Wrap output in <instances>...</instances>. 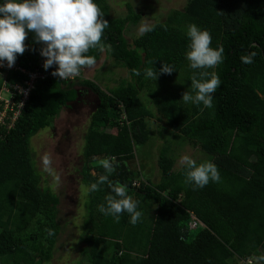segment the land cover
Here are the masks:
<instances>
[{
	"label": "trees",
	"instance_id": "obj_1",
	"mask_svg": "<svg viewBox=\"0 0 264 264\" xmlns=\"http://www.w3.org/2000/svg\"><path fill=\"white\" fill-rule=\"evenodd\" d=\"M95 3L109 24L102 35L104 50L126 70L128 81L104 91L80 79L83 68L73 81L51 75L54 66L42 69L45 78L35 83L17 121L9 126L6 119L0 125V264H46L53 256L60 232L59 200L40 186L30 144L77 100L78 87L92 92L97 101L84 136L82 185L94 183L104 174L101 161L115 157L109 180L126 184V194L139 201L142 211L134 226L124 213L117 223L97 210L110 191L108 185L90 193L86 230L80 237L83 262L78 264H235L250 258L258 264L256 258L264 254V0H187L181 10L170 11L162 23L131 43L124 37L125 28L135 26L140 15L127 5L124 18H112L107 0ZM189 24L209 31L210 47H223V62L214 69L188 67L184 53ZM24 44L26 50L15 64L32 72L41 44L32 33ZM250 51L256 53L253 63H241L240 56ZM101 52L90 49L87 54L97 62ZM162 62L175 71L155 82L144 77L143 69L158 70ZM132 69L141 74L132 75ZM199 71H215L221 81L211 108L180 101ZM0 73V88L4 81L25 79L20 72ZM145 90L147 105L140 97ZM155 116L163 126L156 132L149 124ZM163 131L173 140H164L160 147L159 180L137 179L129 168L138 157L137 148L154 146L153 136L160 139ZM176 138L205 154L197 163L211 160L220 182L196 190L185 184L182 167L173 170V155L168 154L184 145Z\"/></svg>",
	"mask_w": 264,
	"mask_h": 264
},
{
	"label": "clouds",
	"instance_id": "obj_2",
	"mask_svg": "<svg viewBox=\"0 0 264 264\" xmlns=\"http://www.w3.org/2000/svg\"><path fill=\"white\" fill-rule=\"evenodd\" d=\"M108 26L95 0H0V67L4 66V62L9 69L13 67L17 56L26 50V37L32 33L35 43L41 44L39 55L43 58L45 71L54 66L51 75L61 80L77 76L82 68L95 65V57L87 53L90 49L104 50L102 35ZM151 30L145 22L138 26L137 35ZM186 36L190 42L184 58L190 69H214L223 62L224 49L220 46L210 47L211 34L208 30L189 24ZM255 56L256 53L250 51L241 55L240 61L249 65ZM174 71L173 65L164 62L158 70L154 67L143 69L144 77L154 82L161 74L170 75ZM140 74L139 70L132 69V75ZM190 82V87L182 93L180 101L211 108L213 94L221 85L216 72H194ZM43 163L45 169L51 171L47 167L50 163L47 157ZM178 163L183 169L184 183L191 185L193 190L205 187L210 181L220 182L217 166L211 160L197 163L190 156L183 155ZM101 166L104 174L94 183L82 185L81 195L86 198L98 191L100 185L107 184L110 191L105 195L104 203L97 206L98 212L111 216L117 223L122 213L127 214L129 223L134 226L142 217L139 201L126 194L129 190L126 184L109 180L116 167L115 157H106L101 161ZM256 259L258 264H264V254ZM247 260L256 263L251 258L239 263L244 264Z\"/></svg>",
	"mask_w": 264,
	"mask_h": 264
},
{
	"label": "rangeland",
	"instance_id": "obj_3",
	"mask_svg": "<svg viewBox=\"0 0 264 264\" xmlns=\"http://www.w3.org/2000/svg\"><path fill=\"white\" fill-rule=\"evenodd\" d=\"M186 2L187 0H107L112 18H124L127 5L132 8L135 14L140 15V20L135 26L126 25L124 37L128 43H131V40L138 36V26L145 22L148 23L149 27L162 23L170 11L181 10ZM81 73L80 79H89L104 91L121 87L128 81L126 70L116 66L105 50L101 52L99 60L94 66L83 68ZM78 91L77 100L63 109L49 128L39 131L31 139L30 144L35 167L40 174V186L47 187L59 200L57 222L60 226V232L53 256L50 262L46 264H78L83 262L81 252L84 244L80 237L86 230L85 202L88 198L81 195L80 170L83 165L81 153L84 136L97 101L95 95L89 90L78 87ZM2 95V97L7 98L6 94ZM140 97L147 105L145 102V99H148L146 90L140 93ZM151 111L157 116L155 108ZM156 116L149 121L150 127L154 131L159 128V124L160 128L163 127L159 121H156ZM164 134L161 135L160 139L153 136L155 139L153 140L154 146L147 143L137 148L138 157L129 163V168L135 172L134 174H138L137 179L143 181L149 179L153 183L159 180L160 171L157 160L160 147L164 140L168 142L173 140V135L166 133L164 136ZM176 139L184 145H179L175 149L171 148L168 153L173 155V170L180 167L178 161L183 155H188L196 161L205 159V154L198 149L191 147L182 139ZM45 157L50 161L47 167L51 171L45 169L43 163Z\"/></svg>",
	"mask_w": 264,
	"mask_h": 264
},
{
	"label": "built area",
	"instance_id": "obj_4",
	"mask_svg": "<svg viewBox=\"0 0 264 264\" xmlns=\"http://www.w3.org/2000/svg\"><path fill=\"white\" fill-rule=\"evenodd\" d=\"M37 68L32 71L28 72L26 70L21 69L19 66H17L15 63L12 68H8L6 65V62H4V66L0 67V71H4V75L7 71H13V72H20L22 75L25 76V79L23 82L15 84H8L5 81L1 85L0 88V125H4V122L6 119L10 121L9 126L12 125V123L16 120V118L19 116L20 111L22 110L23 104L28 99L29 93L31 90L34 89V85L39 80H43L45 78V74L42 72L43 69V58L39 56L37 61ZM0 76H3L2 73H0ZM79 75L77 76H71L65 79H62L63 81H73L75 80ZM2 94H6L7 98L2 97ZM16 99L17 102H16ZM11 112L12 116L8 117L7 114ZM124 119V117H122ZM137 184V183H136ZM135 182H133V185H136ZM196 224L193 222L191 224V228H194ZM253 262L251 260H247L244 262V264H252Z\"/></svg>",
	"mask_w": 264,
	"mask_h": 264
},
{
	"label": "bare ground",
	"instance_id": "obj_5",
	"mask_svg": "<svg viewBox=\"0 0 264 264\" xmlns=\"http://www.w3.org/2000/svg\"><path fill=\"white\" fill-rule=\"evenodd\" d=\"M17 121V120H16Z\"/></svg>",
	"mask_w": 264,
	"mask_h": 264
}]
</instances>
